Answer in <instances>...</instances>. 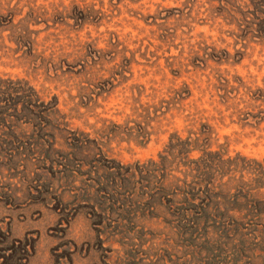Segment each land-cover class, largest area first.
Wrapping results in <instances>:
<instances>
[{
  "label": "rangeland",
  "instance_id": "1",
  "mask_svg": "<svg viewBox=\"0 0 264 264\" xmlns=\"http://www.w3.org/2000/svg\"><path fill=\"white\" fill-rule=\"evenodd\" d=\"M0 264H264V0H0Z\"/></svg>",
  "mask_w": 264,
  "mask_h": 264
},
{
  "label": "trees",
  "instance_id": "2",
  "mask_svg": "<svg viewBox=\"0 0 264 264\" xmlns=\"http://www.w3.org/2000/svg\"><path fill=\"white\" fill-rule=\"evenodd\" d=\"M183 152H185V150L181 151V154H183ZM187 153L188 152H185V154H187ZM204 158H207V155H204ZM163 159L166 160V157H164ZM201 159L198 160V162L196 163V168L194 169V171L196 173L197 172L198 173H202L200 171L201 168L199 166H202V164H205V166H203L202 168H204L203 170H207L209 173L200 174L199 177H197V176L194 175V176H191V178H192V180H197V182H199V183H196V184H198V185H201L202 183H204L205 184V189H206V192H207L209 185H211L212 172L214 171V169L211 167V163H208L206 161L208 158L206 160L205 159H202L201 160ZM256 223H259V221L258 220H255V221L252 220V223L250 224V229H248L249 230V233H250V231L251 232H258V230H256L257 229L256 228L257 227V224ZM254 224H255V226H254ZM240 227H241V225L236 224L235 225V232H237L238 231V228H240Z\"/></svg>",
  "mask_w": 264,
  "mask_h": 264
}]
</instances>
